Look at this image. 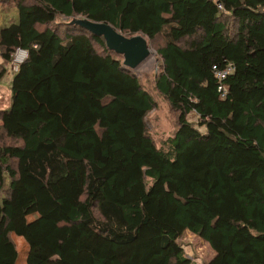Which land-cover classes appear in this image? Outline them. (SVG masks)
<instances>
[{
    "label": "trees",
    "instance_id": "trees-1",
    "mask_svg": "<svg viewBox=\"0 0 264 264\" xmlns=\"http://www.w3.org/2000/svg\"><path fill=\"white\" fill-rule=\"evenodd\" d=\"M0 4L17 9L1 57L27 53L0 109L15 140L0 143V264H18L12 234L26 264H195L185 231L207 264H264V0ZM79 19L162 37L156 88L178 112L165 148L147 126L155 99Z\"/></svg>",
    "mask_w": 264,
    "mask_h": 264
},
{
    "label": "rangeland",
    "instance_id": "rangeland-1",
    "mask_svg": "<svg viewBox=\"0 0 264 264\" xmlns=\"http://www.w3.org/2000/svg\"><path fill=\"white\" fill-rule=\"evenodd\" d=\"M4 5V4H3ZM0 4V24L7 20V14L17 15L16 6L10 9H4ZM150 53L148 56L132 71L139 77L142 86L150 92L155 99L154 108L147 115V126L150 135L154 139L158 147H166L165 141L172 136L178 127V112L170 106L167 99L162 96L156 88V77L161 69L162 59L157 54L156 48L163 44L161 36L154 40H149ZM26 52L18 49L13 55L12 61L6 62L0 55V71L5 68L6 72L0 77V109L8 108L10 105L11 96V81L15 74L17 65L26 56ZM188 118L196 122L197 116L195 112L188 114ZM3 140L4 144L14 143L15 140L1 136L0 143ZM33 217H29L32 220ZM12 238L16 244L19 259L18 264H26L29 246L26 240L19 235L12 234ZM178 242L183 245L185 253L195 262V264H207L213 256V250L210 245L203 241L197 235L185 231L178 239Z\"/></svg>",
    "mask_w": 264,
    "mask_h": 264
},
{
    "label": "water",
    "instance_id": "water-1",
    "mask_svg": "<svg viewBox=\"0 0 264 264\" xmlns=\"http://www.w3.org/2000/svg\"><path fill=\"white\" fill-rule=\"evenodd\" d=\"M77 23L92 33L103 36L110 50L124 56L125 68L135 69L150 53L148 41L142 34L127 37L107 22L79 19Z\"/></svg>",
    "mask_w": 264,
    "mask_h": 264
},
{
    "label": "built area",
    "instance_id": "built-area-1",
    "mask_svg": "<svg viewBox=\"0 0 264 264\" xmlns=\"http://www.w3.org/2000/svg\"><path fill=\"white\" fill-rule=\"evenodd\" d=\"M22 61V60H21ZM18 66V65H17ZM17 69V67H16ZM214 69H217L216 66H214ZM231 71V67L229 66L226 70H218L217 71V76L218 78L221 80V79H224L226 77V75ZM220 90H224L226 91V87L225 86H220L219 87Z\"/></svg>",
    "mask_w": 264,
    "mask_h": 264
}]
</instances>
